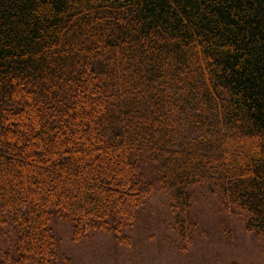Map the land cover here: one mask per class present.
<instances>
[{"label": "trees", "instance_id": "obj_1", "mask_svg": "<svg viewBox=\"0 0 264 264\" xmlns=\"http://www.w3.org/2000/svg\"><path fill=\"white\" fill-rule=\"evenodd\" d=\"M155 195L182 253L205 200L264 243V0H0V264L129 249Z\"/></svg>", "mask_w": 264, "mask_h": 264}, {"label": "rangeland", "instance_id": "obj_2", "mask_svg": "<svg viewBox=\"0 0 264 264\" xmlns=\"http://www.w3.org/2000/svg\"><path fill=\"white\" fill-rule=\"evenodd\" d=\"M215 208L209 200L199 203L198 232L185 253L179 250L180 241L170 228L172 217L158 195L140 210L128 234L129 249L117 247L106 233H92L76 245L70 240L67 225L57 221L52 228L59 239L60 255L68 259V264H264V243L246 233L237 219H226ZM13 238L9 225L0 227V250H9Z\"/></svg>", "mask_w": 264, "mask_h": 264}]
</instances>
